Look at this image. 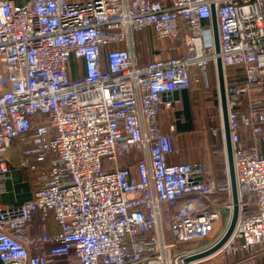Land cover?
Returning <instances> with one entry per match:
<instances>
[{"label": "built area", "instance_id": "1", "mask_svg": "<svg viewBox=\"0 0 264 264\" xmlns=\"http://www.w3.org/2000/svg\"><path fill=\"white\" fill-rule=\"evenodd\" d=\"M145 27L182 34L186 53L136 63L121 45ZM217 55L243 77L226 84L239 211L216 252L186 261L223 232L230 186L203 178L199 162L169 160L173 135L158 113L178 107L173 91L206 86ZM217 131L224 142L220 108ZM11 148L37 185L0 205V264H198L217 253L216 264H239L263 254L264 0H0V191ZM35 221L42 231L32 234ZM204 239L213 240L193 245Z\"/></svg>", "mask_w": 264, "mask_h": 264}, {"label": "crops", "instance_id": "2", "mask_svg": "<svg viewBox=\"0 0 264 264\" xmlns=\"http://www.w3.org/2000/svg\"><path fill=\"white\" fill-rule=\"evenodd\" d=\"M17 3H22L25 0H15ZM130 42L121 46L129 48L133 54L135 62L138 64L148 62L150 60L165 59L170 56H183V47L177 46L178 39L183 41V36L180 34L176 38H157L151 27H145L140 31H132L129 35ZM172 40V42L170 41ZM172 44V45H171ZM171 54V55H169ZM168 55V56H167ZM212 69V71H210ZM215 68L210 65L208 71V84ZM228 70V73H227ZM237 70L228 68L225 71L226 84L232 82H243L241 74H236ZM73 76H76L73 73ZM216 78V74H215ZM217 84V83H216ZM202 84L193 85L187 89L189 103L192 111L193 127L192 129L179 131L175 129L171 131L170 125H174V111L182 107V97L179 96L176 101L177 108L173 110L161 108L158 113V125L162 132L172 133L174 147L176 152L169 156L171 162H199L204 166L203 178L215 177L221 184H225L228 180L227 164L225 157L224 142H222L220 132L217 131L218 123L208 125L201 111L195 112V107L201 102L199 89ZM175 126V125H174ZM9 161L10 173L4 180L3 188L0 191V205L10 202H22L32 197L33 191L36 188V176L26 168L18 165L19 157L15 148H11L6 152ZM133 163V160H130ZM215 200L222 205L226 199L224 192H219L214 196ZM224 218L226 210L222 209ZM42 231L41 224L35 221L30 226V232L36 234ZM193 245H203L193 244ZM243 252L238 255L229 254L225 260L233 261L236 258L243 256ZM239 264H264V253L259 254L250 259H244Z\"/></svg>", "mask_w": 264, "mask_h": 264}, {"label": "water", "instance_id": "3", "mask_svg": "<svg viewBox=\"0 0 264 264\" xmlns=\"http://www.w3.org/2000/svg\"><path fill=\"white\" fill-rule=\"evenodd\" d=\"M211 26L214 40V51L219 53V37H218V29H217V20L215 15L214 7L211 8ZM215 74L217 79V93H218V101L219 108L222 117L223 123V133H224V149H225V157L227 164V173H228V181L231 192V201H232V212L229 220L226 223V226L218 237V239L212 243L209 247L198 251L190 256H188L185 260H195L207 257L214 252H216L230 237L235 223L238 217V196H237V188L235 181V173H234V165H233V157H232V147L230 142V131L228 124V116H227V103H226V81H225V71L222 64L221 57L219 55L216 56L215 60ZM179 96L182 97V107L176 109L174 111V128L177 132L185 131L192 129L193 120H192V111L189 103V97L187 93V89L175 90L172 92V97L177 100Z\"/></svg>", "mask_w": 264, "mask_h": 264}, {"label": "rangeland", "instance_id": "4", "mask_svg": "<svg viewBox=\"0 0 264 264\" xmlns=\"http://www.w3.org/2000/svg\"><path fill=\"white\" fill-rule=\"evenodd\" d=\"M170 41L172 42V40H170ZM183 45H184V54H185L186 53L185 43L181 39H178L177 46L183 47ZM169 55H171V54H169ZM210 71H212V69ZM227 73H228V70H227ZM210 77H211V79H209V85L208 86L202 85V88L199 89V92L201 94V96H200L201 102L199 103V106L195 107V112L198 113L199 111H201L203 114V121L205 119L207 121L208 125L211 126L213 123L217 124L218 119H219V102H218V93H217V84H216L217 79L215 78V70H214L213 74L211 73ZM226 218L227 217H225L223 219L221 226L219 227V229L216 230V232H215L216 235H215V233L213 235L217 236V234H220L222 232V230H224V227L226 226V222H227ZM215 236H214V238H215ZM213 239H211V241ZM207 241L209 242V239H204V241H201L200 243L204 244ZM226 256H228V255H226ZM222 260H223L222 253H217V254L212 255L211 257L199 262L198 264H216V263H220Z\"/></svg>", "mask_w": 264, "mask_h": 264}, {"label": "bare ground", "instance_id": "5", "mask_svg": "<svg viewBox=\"0 0 264 264\" xmlns=\"http://www.w3.org/2000/svg\"><path fill=\"white\" fill-rule=\"evenodd\" d=\"M229 182V181H228Z\"/></svg>", "mask_w": 264, "mask_h": 264}]
</instances>
